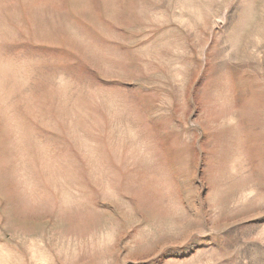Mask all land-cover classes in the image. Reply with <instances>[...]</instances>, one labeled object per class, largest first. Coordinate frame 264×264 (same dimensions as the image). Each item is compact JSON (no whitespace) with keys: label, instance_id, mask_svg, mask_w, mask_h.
Segmentation results:
<instances>
[{"label":"rangeland","instance_id":"1","mask_svg":"<svg viewBox=\"0 0 264 264\" xmlns=\"http://www.w3.org/2000/svg\"><path fill=\"white\" fill-rule=\"evenodd\" d=\"M0 264H264V0H0Z\"/></svg>","mask_w":264,"mask_h":264}]
</instances>
